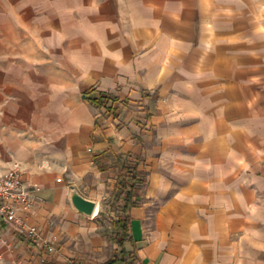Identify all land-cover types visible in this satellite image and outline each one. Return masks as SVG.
Segmentation results:
<instances>
[{"label":"crops","instance_id":"obj_1","mask_svg":"<svg viewBox=\"0 0 264 264\" xmlns=\"http://www.w3.org/2000/svg\"><path fill=\"white\" fill-rule=\"evenodd\" d=\"M255 1L0 0V157L22 163L33 190L26 221L41 238L0 216L2 258L27 260L30 249L38 264H103L100 216L124 167L139 170L146 152L157 183H171L167 215L148 219L138 189L125 211L128 261L114 264H264V230L254 232L250 212L264 193V57L253 53L264 47V9L256 21ZM226 48L247 50L246 60L236 53L231 68L206 55ZM105 94V104L90 100ZM144 126L156 133L150 149ZM71 186L97 213L74 209Z\"/></svg>","mask_w":264,"mask_h":264},{"label":"rangeland","instance_id":"obj_2","mask_svg":"<svg viewBox=\"0 0 264 264\" xmlns=\"http://www.w3.org/2000/svg\"><path fill=\"white\" fill-rule=\"evenodd\" d=\"M215 3H213L214 5ZM228 4H231V2H229ZM239 5V22H240V33L245 29V25H246V13H247V5L248 3L246 1H241L238 3ZM255 11H256V21H262L263 18L262 17H257V11H261L264 9V3H262V1H258L256 0L255 3ZM70 7V3L69 2H65L63 3V9L69 8ZM207 21H209V24L212 23V21L214 22V19H207ZM223 21V25L225 23L224 18L222 19ZM209 29V28H208ZM210 30V29H209ZM208 30V37H213V31ZM213 30V29H212ZM225 30V29H224ZM241 46V44H240ZM239 53L238 58L246 60V53H248L247 50H241V48L237 50H232L230 48H226L223 50H207L206 51V55L209 56H218V57H222V58H230L232 60L231 63V68H235L236 64L234 62V60L236 59L235 54ZM254 53V57L255 59H262L264 57V47L262 48H256L253 51ZM224 69H226V67L224 66ZM140 119L142 118V120H140V123H144L143 119H144V114L141 116H139ZM145 127V126H144ZM147 133H145L143 135L144 139H145V143H144V148L145 149H150L152 144H154V142L156 143V133L154 131H152L150 128H146ZM2 148L0 147V154H1ZM153 156V155H152ZM150 156V153H146L145 154H141L138 157V169L140 172V176L144 178V180L141 183L137 184V189H139V194H140V199L139 202L145 204L146 206H148V219H154V218H165L164 216L167 215V211H166V202L167 200L171 197L172 195V190L171 189V183L167 181V179H164L163 182H158L156 181V179L153 177L152 174V169L150 166V161L149 158L147 157H152ZM15 158L13 157H0V167H5V170L2 171L3 173L13 165L14 162H19L21 165V169L24 172V167L22 166V163L19 160H14ZM130 165H132V163H129ZM25 173V172H24ZM123 184H124V180H122L121 182H119L117 184V189L110 195V197H108V201H110L111 205L110 208L107 211H104L103 214L100 216V223L101 225V232L103 237L106 240V243L104 244L103 248L101 249V259L102 261L104 260H108L109 258H112L114 255L117 254L118 250L121 248L120 244H119V240H120V230L116 229L114 227V225L112 224L113 221L115 219H117V217L120 215L121 211V207L123 204V192L124 188H123ZM254 206L253 209L250 210L252 216L254 217V219H256V221H254L253 223L255 224L254 227V232L255 230L257 231V229L260 230H264V225H261L262 223H264V193L262 194H257L253 200ZM163 215V216H162ZM258 219L260 220L257 221ZM260 224V225H258ZM155 228H157V226H154V222H150L149 225L146 227V232L150 235ZM29 251L31 254H29ZM28 254L30 255V258L26 259H22L20 258H16L13 259L14 263L13 264H38L40 259L38 258V256L40 257V253H38V255L36 254V256H34V253L31 252L30 249H27ZM42 255V254H41ZM34 256V257H33ZM50 258V257H47ZM10 259V258H9ZM32 260H36V263L34 262H30ZM51 259H55V256H51ZM8 258L5 257H1L0 256V264H9L8 263ZM64 264H76L77 259L76 257L72 256V257H67L64 261Z\"/></svg>","mask_w":264,"mask_h":264},{"label":"built area","instance_id":"obj_3","mask_svg":"<svg viewBox=\"0 0 264 264\" xmlns=\"http://www.w3.org/2000/svg\"><path fill=\"white\" fill-rule=\"evenodd\" d=\"M23 170L19 162H14L4 173L0 174V216L7 223H13L22 228L34 242L40 241V235L35 225L27 224V213L33 203V190L23 178ZM2 228L0 227V237ZM57 236L52 235L44 242L46 251L54 253Z\"/></svg>","mask_w":264,"mask_h":264},{"label":"trees","instance_id":"obj_4","mask_svg":"<svg viewBox=\"0 0 264 264\" xmlns=\"http://www.w3.org/2000/svg\"><path fill=\"white\" fill-rule=\"evenodd\" d=\"M112 97L109 94L105 95H99V96H92L90 97V100L96 104L101 105L105 104L108 100H110ZM124 195H123V207H122V214H120L117 219L113 221V225L116 229L120 230V240L119 244L121 248L118 250L117 254L114 255L112 258H109L106 260L103 264H114L118 261H128L126 259V253L130 252V249H127L125 247V243L130 241V235H129V224L130 219L127 215H125V211L131 207V206H137L138 202L137 199V184L141 183L144 178L140 176V171L137 170L136 164L133 165H126L124 167Z\"/></svg>","mask_w":264,"mask_h":264},{"label":"water","instance_id":"obj_5","mask_svg":"<svg viewBox=\"0 0 264 264\" xmlns=\"http://www.w3.org/2000/svg\"><path fill=\"white\" fill-rule=\"evenodd\" d=\"M70 201L76 211L87 216H91L96 206V202L83 196L73 186L70 187Z\"/></svg>","mask_w":264,"mask_h":264},{"label":"bare ground","instance_id":"obj_6","mask_svg":"<svg viewBox=\"0 0 264 264\" xmlns=\"http://www.w3.org/2000/svg\"><path fill=\"white\" fill-rule=\"evenodd\" d=\"M97 211H98V206L96 205V206H95V209H94V211H93V214L97 213Z\"/></svg>","mask_w":264,"mask_h":264}]
</instances>
